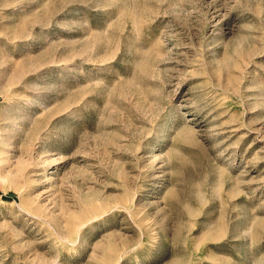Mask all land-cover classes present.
<instances>
[{
  "label": "rangeland",
  "instance_id": "374dc122",
  "mask_svg": "<svg viewBox=\"0 0 264 264\" xmlns=\"http://www.w3.org/2000/svg\"><path fill=\"white\" fill-rule=\"evenodd\" d=\"M0 264H264V0H0Z\"/></svg>",
  "mask_w": 264,
  "mask_h": 264
},
{
  "label": "bare ground",
  "instance_id": "6f19581e",
  "mask_svg": "<svg viewBox=\"0 0 264 264\" xmlns=\"http://www.w3.org/2000/svg\"><path fill=\"white\" fill-rule=\"evenodd\" d=\"M27 104H28V102H24L22 100V103H21L20 107L19 108H15V109H18L17 112H19L21 114L22 111L26 110L29 107V104L28 105ZM15 113H16V111H15ZM13 115L15 116L14 113H13ZM22 119L23 118L20 115L15 117L14 128H15L16 125H21L22 124ZM10 120H12V119H10ZM9 122H12V121H9ZM11 125H12V123H11ZM21 127H23V126L21 125ZM22 133H23V129L18 130V132L16 134V136H17V144H18V146L16 147V151H14L15 152V157H16V161H15L16 165H14V169L13 170L10 169L8 171V175L9 176L7 175V178L11 182H14L16 180L17 174L20 173L24 169L25 165L28 164V158L27 157H29L28 155H29V151H30V150H28L29 149L28 146L30 145V143L28 145V142L31 141V140L27 139L26 137H24V135H22ZM4 153L6 154V152H4Z\"/></svg>",
  "mask_w": 264,
  "mask_h": 264
}]
</instances>
